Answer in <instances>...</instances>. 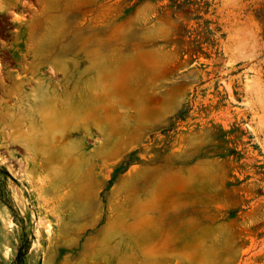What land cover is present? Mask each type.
<instances>
[{
	"label": "rangeland",
	"instance_id": "rangeland-1",
	"mask_svg": "<svg viewBox=\"0 0 264 264\" xmlns=\"http://www.w3.org/2000/svg\"><path fill=\"white\" fill-rule=\"evenodd\" d=\"M0 264H264V0H0Z\"/></svg>",
	"mask_w": 264,
	"mask_h": 264
}]
</instances>
